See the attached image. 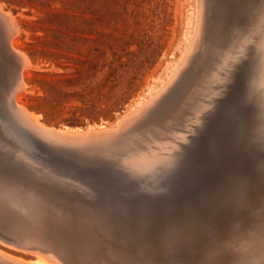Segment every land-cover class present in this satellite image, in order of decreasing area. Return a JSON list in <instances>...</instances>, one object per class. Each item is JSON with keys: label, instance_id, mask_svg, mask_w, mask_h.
<instances>
[{"label": "bare ground", "instance_id": "bare-ground-1", "mask_svg": "<svg viewBox=\"0 0 264 264\" xmlns=\"http://www.w3.org/2000/svg\"><path fill=\"white\" fill-rule=\"evenodd\" d=\"M205 1L208 9L213 6L211 8L215 12V16L208 17V23H212L208 35L220 40H215L214 45H207L208 55L212 59L204 65V71L201 72L194 63L165 91H159L154 97L150 94L152 98L149 96L148 100L151 99V102H145L141 97L137 106L140 105L142 112L138 107L133 115L127 114L131 117L125 118V124H120L119 131L114 128L115 132L104 123L89 125L86 129L48 127L39 121V115L17 102L18 92L26 85L23 74L31 63L26 53L15 47L13 39L20 30L16 27L15 17L6 12L0 3V244L37 258L31 261L0 249V264H165L162 255L167 256L170 252L189 248L193 254L197 241L206 231L212 234L213 246L218 245V234L213 227L218 221L215 215L229 208L234 214L248 213L250 226L259 234L250 231V228V233L241 231L245 238L251 237L253 240H241L242 236L239 235L241 239L236 237V243L240 245L233 249L234 252L225 253L224 249L221 251L217 247L215 252L203 254V264H249L250 259L253 263H259L264 257V169L245 174L241 172L242 158L246 156L243 147L251 129L248 111L242 105L243 100L248 98L247 93L224 85L226 100L217 98L222 89L210 88V97L204 96L211 79L216 77L214 69L226 54L221 39L228 35L227 25L243 3L241 0ZM247 3L248 7L251 4L255 6L252 0H247ZM253 15L257 21L258 17L264 16V0L260 1ZM250 28L248 26L247 30ZM251 32L248 34L251 35ZM175 67L180 68L179 64ZM174 68L171 66L170 69ZM172 73L175 74L174 70ZM175 75L178 77L179 73ZM236 77L241 86L246 84L243 71H239ZM157 87L154 86L150 92ZM201 104H206L210 109L207 114L201 111L205 109ZM200 105L202 109L197 110ZM255 111L257 114L259 110ZM226 185L230 188L223 191ZM215 192L224 194L227 199L216 208H211L206 198ZM151 199L156 202V210L172 212L175 217L174 220H166L165 217L163 225L150 222V225H154L151 229L154 239L163 247L158 257L144 254L150 240L144 241L143 238L150 226L146 225L148 217L152 214L146 202ZM176 204L184 205V210H180ZM136 209L141 211L139 219L137 216L128 219L126 212ZM255 209L262 211V217H256ZM135 223H139V226ZM136 230L145 231L144 235L140 233V238ZM122 234L130 243L136 242L138 249L132 248L133 244L130 243H127L130 249L122 247L118 239ZM199 234L202 236L197 240ZM255 245L258 250L253 249ZM137 255L146 256L139 259ZM171 259H177L180 263L184 261L178 256ZM189 261L190 264L195 263L194 258Z\"/></svg>", "mask_w": 264, "mask_h": 264}, {"label": "rangeland", "instance_id": "rangeland-1", "mask_svg": "<svg viewBox=\"0 0 264 264\" xmlns=\"http://www.w3.org/2000/svg\"><path fill=\"white\" fill-rule=\"evenodd\" d=\"M260 1L252 0L255 6L252 7L251 4L249 8L247 5L251 1L247 3V0H241V4L243 3L242 6L246 5L244 9L241 6L243 12L240 9L241 7L238 8L241 11L235 10L234 19L227 25L230 34L224 35L222 37L223 40L221 39L223 51H226V54L223 55L224 58H227L224 59L221 57V61L216 58L217 61H220L218 63L219 66L214 69L216 77L214 76L211 79L209 87L205 89L206 93H204L205 98H208L212 94V89H222L223 93L219 92L220 94L218 93L217 98L226 100L227 92L224 89L225 87L222 88L224 85H230L234 89H242L247 93L248 98L243 100L242 105L248 111V122L251 129L248 132L249 136L246 138L248 140H246L243 149L244 155H246L245 157L248 154V157L251 155V158H242L244 163L242 164L241 172L243 174L256 171L257 169L258 171L264 169V120H262L264 119V19L262 18L264 16H261L262 19L258 17L257 21L255 20L257 18L253 15ZM0 3L6 12H10L15 17L16 27L20 29L13 39L15 47L24 54L26 53L25 55L31 63V66L23 74V81L26 85L18 92L16 100L33 114L39 115V121L41 123L53 128L68 126L71 128L86 129L89 125L104 123L112 131L114 128L119 131L121 129L120 127L125 124L127 118L131 117L128 115H133L134 112H137L136 109L138 107V110H140L141 107L140 105L137 106V101L141 97L144 98V101L146 100L145 102H151V99L148 100L150 97L152 98L154 94L159 93V91L162 93L168 87L172 86L181 77L180 74L187 72L194 63H197L198 69H201L200 71L203 72L204 65L207 64L208 60L212 59V56L210 58L208 55L207 45L210 46L212 43L214 45L215 40H220L216 36L209 37L208 35L209 28L212 24L211 22L208 23V17L209 15L215 16V12L211 8L213 6H209L208 9V4L205 0H0ZM241 4L239 3V5ZM252 10L253 12H250ZM241 12L245 14L241 15ZM247 12L250 13L248 14ZM247 14L251 18L246 19V17H249ZM196 18H199L200 23H198L199 20ZM233 22L237 23L233 24ZM240 23L243 26L239 25ZM251 24H254V26ZM248 26L252 27L250 30L248 29L250 32L252 31V36L248 34L250 33L247 30ZM197 28L198 31L196 32ZM241 35H243V38ZM188 36L189 42L187 41ZM239 36L242 39L238 40L237 38H240ZM252 37L254 38L252 39ZM236 41L237 43L234 47L233 45ZM246 43L251 47L247 45L249 50L245 46ZM225 45L226 49L224 50ZM240 46L243 48L242 50H240ZM186 47L189 48L187 49ZM186 50H189V52H186ZM234 51L238 53L236 52L234 54ZM241 52L244 53V55L242 53L243 56ZM227 53L233 56L230 55V57ZM185 54L187 56H184ZM178 59H181V61ZM178 61L180 63L184 62L181 64L182 66H180ZM178 64L180 68L175 67ZM171 66L176 68L173 70L175 74L179 73L178 77L172 73ZM239 71H243L244 73L246 79L244 86H241L240 80L235 79ZM223 74H225V77H221ZM168 78L171 79L167 81ZM223 78L229 79H225L227 80L225 81ZM222 79L227 83L222 81ZM219 82H222V84ZM162 84L163 86L165 84L164 87L166 88L161 87ZM154 86H158L157 89L150 92ZM210 88L212 89L210 90ZM253 99H255L254 102H252ZM201 105L204 107L206 104ZM201 105L197 110L202 109ZM132 106L135 110H132ZM255 110H259L257 114ZM201 111L207 114L210 109L205 106V109L203 108ZM118 124L122 125L119 126ZM252 132L253 134H250ZM250 152L252 153L250 154ZM260 154H263V156ZM228 186H223L222 190L227 191L230 188ZM225 198L227 199V196L224 194L215 192L206 198V200L208 199L207 203L209 207L216 208L218 204L226 201ZM146 203L152 209V214L148 217L149 220H152H148V224L146 223L147 226L150 225L151 221V224L163 225V219L165 217H167L166 220H174L173 218L175 217L174 215L172 216V212L168 213L161 209L156 210V202L154 200L151 199ZM176 207L184 210L185 206L176 204ZM132 211L130 213L126 212L128 214H125L126 217L131 219V217L137 216L136 218L139 219L138 215L141 211L139 209ZM255 211L256 217H262L263 214L260 209H255ZM176 212L178 211H174L173 213ZM220 212L215 215V220H218L217 223H212V225L214 224V232L218 234V245L213 246L214 243L211 241L212 234L206 231V233H201L204 236L201 234L197 235V240L201 238L199 236H202V239L205 237V239H203V242L202 239H199L200 242L199 240L197 241V246L193 250V254L191 253V248V251L189 248L186 250L180 248L182 251L176 250V253L170 252L166 254L167 256L162 255L164 263L190 264V258H194L195 263L191 262V264H203V254L206 255L207 253L215 252L219 248L221 251L224 249L225 253H230L233 249L239 247L240 243L236 242H238L237 239L241 236V240L245 239L247 242H250V239L253 240L251 237L245 238V235H242L241 231L243 233L244 231L245 233H250L248 231L250 228V231L259 234L258 230L250 226L251 219L247 217L248 213L242 212L234 214L230 208L229 210ZM121 214L124 216L123 213ZM185 216L184 218H186ZM234 218L237 219L233 220ZM135 224L139 226V223ZM153 226L150 225L149 228L147 227L148 229L145 227L144 230L146 229V232L136 230L135 233L140 236V233L144 235L143 232H145L144 241L149 242L150 240L149 245L144 248L146 250L144 254H152L158 257L161 256L158 254L163 251V247L156 238V240L154 239L151 231ZM137 227L135 228L137 229ZM150 235L153 236L149 238ZM239 235L240 237H238ZM138 236L137 239L139 238ZM236 237L238 238L236 239ZM231 238L233 239L232 241H230ZM118 239L121 246L123 245L130 249L129 245H127L130 241L125 235H120ZM151 242L157 245H153ZM231 242L234 246L236 244V246L233 247L230 244ZM130 244H133L132 248L138 249V246L135 245L136 242H131ZM157 246L160 248V251ZM155 247L157 248L155 249ZM254 247L253 249L258 250L257 247ZM0 249L27 260L36 261L37 259L35 256L20 253L1 244ZM146 255L137 256L139 259H142ZM173 256H178L184 261L181 263L177 259H174V261L171 259ZM250 261L249 264H264V257L258 261L259 263L255 261L253 263L252 259Z\"/></svg>", "mask_w": 264, "mask_h": 264}, {"label": "water", "instance_id": "water-1", "mask_svg": "<svg viewBox=\"0 0 264 264\" xmlns=\"http://www.w3.org/2000/svg\"><path fill=\"white\" fill-rule=\"evenodd\" d=\"M9 60V59H8ZM10 61V60H9Z\"/></svg>", "mask_w": 264, "mask_h": 264}]
</instances>
